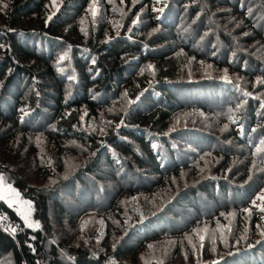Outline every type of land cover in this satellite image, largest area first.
<instances>
[{
    "label": "trees",
    "instance_id": "obj_1",
    "mask_svg": "<svg viewBox=\"0 0 264 264\" xmlns=\"http://www.w3.org/2000/svg\"><path fill=\"white\" fill-rule=\"evenodd\" d=\"M260 81L264 0H0V264H264Z\"/></svg>",
    "mask_w": 264,
    "mask_h": 264
},
{
    "label": "rangeland",
    "instance_id": "obj_2",
    "mask_svg": "<svg viewBox=\"0 0 264 264\" xmlns=\"http://www.w3.org/2000/svg\"><path fill=\"white\" fill-rule=\"evenodd\" d=\"M0 197L1 201L18 213L26 226H36L32 218V201L29 197L23 196L16 187L3 181H0Z\"/></svg>",
    "mask_w": 264,
    "mask_h": 264
},
{
    "label": "built area",
    "instance_id": "obj_3",
    "mask_svg": "<svg viewBox=\"0 0 264 264\" xmlns=\"http://www.w3.org/2000/svg\"><path fill=\"white\" fill-rule=\"evenodd\" d=\"M15 229V231H13ZM17 229L16 221L12 220L5 211L0 209V230L13 236Z\"/></svg>",
    "mask_w": 264,
    "mask_h": 264
},
{
    "label": "snow or ice",
    "instance_id": "obj_4",
    "mask_svg": "<svg viewBox=\"0 0 264 264\" xmlns=\"http://www.w3.org/2000/svg\"><path fill=\"white\" fill-rule=\"evenodd\" d=\"M122 2H123V0H122ZM159 11H163V9H160ZM92 14H93V16H95V14H96L94 6H93ZM49 19H51V17H49ZM61 59H63V57ZM260 83H264V81H260ZM0 181H2V177H0ZM0 198H2V197H0ZM258 199L264 201V196H260V197H258ZM261 211H264V208H261ZM13 231H15V229H13ZM262 235H264V233H262ZM201 239H203V238H201Z\"/></svg>",
    "mask_w": 264,
    "mask_h": 264
}]
</instances>
